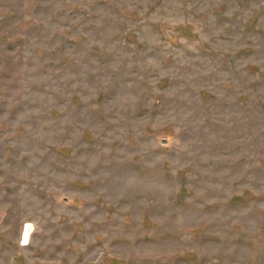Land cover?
I'll return each mask as SVG.
<instances>
[{"label": "rangeland", "instance_id": "rangeland-1", "mask_svg": "<svg viewBox=\"0 0 264 264\" xmlns=\"http://www.w3.org/2000/svg\"><path fill=\"white\" fill-rule=\"evenodd\" d=\"M0 264H264V0H0Z\"/></svg>", "mask_w": 264, "mask_h": 264}, {"label": "bare ground", "instance_id": "bare-ground-1", "mask_svg": "<svg viewBox=\"0 0 264 264\" xmlns=\"http://www.w3.org/2000/svg\"><path fill=\"white\" fill-rule=\"evenodd\" d=\"M29 228V227H28ZM30 232V230L29 229H27L26 230V236H25V238L24 239H26L27 238V235H28V233ZM24 239H23V241H24Z\"/></svg>", "mask_w": 264, "mask_h": 264}, {"label": "flooded vegetation", "instance_id": "flooded-vegetation-1", "mask_svg": "<svg viewBox=\"0 0 264 264\" xmlns=\"http://www.w3.org/2000/svg\"><path fill=\"white\" fill-rule=\"evenodd\" d=\"M26 230H27V229H26ZM26 230H25V233H24V237H23V238H25V236H26ZM29 233H30V232H29ZM29 233H28L27 238H26L25 240L28 239V237H29Z\"/></svg>", "mask_w": 264, "mask_h": 264}]
</instances>
